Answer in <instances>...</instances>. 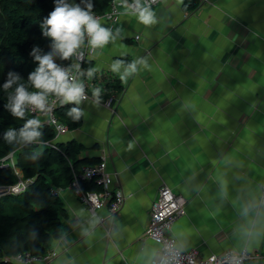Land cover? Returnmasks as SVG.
I'll return each mask as SVG.
<instances>
[{
  "label": "crops",
  "instance_id": "1",
  "mask_svg": "<svg viewBox=\"0 0 264 264\" xmlns=\"http://www.w3.org/2000/svg\"><path fill=\"white\" fill-rule=\"evenodd\" d=\"M184 1L150 9L152 25L126 11L100 23L110 36L87 61L92 98L67 102L83 123L58 142L83 147L80 168L105 156L126 202L114 219L107 207L93 217L62 190L64 230L46 264H154L160 246L146 232L163 185L188 200L171 231L179 248L264 256V0H203L193 12ZM134 61L147 67L121 81Z\"/></svg>",
  "mask_w": 264,
  "mask_h": 264
},
{
  "label": "trees",
  "instance_id": "2",
  "mask_svg": "<svg viewBox=\"0 0 264 264\" xmlns=\"http://www.w3.org/2000/svg\"><path fill=\"white\" fill-rule=\"evenodd\" d=\"M133 1V0H127ZM112 0H65V3L79 4L92 12L103 15L110 10ZM59 0H0V164L1 160L13 154L14 166L21 179L31 181L25 192L0 197V264H14L12 258L31 252L41 255L51 249V242L59 239L64 230L65 205L56 189H66L73 180L74 172L83 168L76 161L83 147L79 144L64 145L58 142L54 128L42 125L23 106V116L12 112L16 89L40 93L31 85L29 77L39 67L36 56L52 55L56 65L73 66V55L62 59L55 53L54 40L45 35L42 24L55 10ZM201 0H185L187 11L193 12ZM86 62L85 67L90 68ZM8 84L9 87L5 88ZM55 96L54 94H47ZM79 108L67 103L57 110V116L70 131L82 126L83 120L71 110ZM30 120L38 123L27 127V131L39 133L32 140L21 136ZM9 133H12L9 138ZM49 143V144H47ZM50 144L56 146L52 147ZM92 165L101 158L89 160ZM89 162V163H90ZM19 182L14 169L9 166L0 169V186H14ZM85 190L99 187L93 182L83 183Z\"/></svg>",
  "mask_w": 264,
  "mask_h": 264
},
{
  "label": "built area",
  "instance_id": "3",
  "mask_svg": "<svg viewBox=\"0 0 264 264\" xmlns=\"http://www.w3.org/2000/svg\"><path fill=\"white\" fill-rule=\"evenodd\" d=\"M163 0H141L143 6H149L150 9L159 5ZM203 1V0H201ZM135 0L127 1V5H134ZM85 10V9H82ZM88 11V10H85ZM126 12L135 14L133 8H125L122 0H112L110 10L99 15L95 12L90 14L95 19H98L100 23L102 21H108L115 23L119 17ZM138 40L139 37L137 36ZM89 37L87 34L84 36V43L80 49L73 54L74 64L57 65L62 70L71 69L72 75L78 77V82L84 85V97L81 102H86L91 99L89 88L94 85V80H85L84 76L88 77V69L85 67L86 62L94 52L88 44ZM79 65L78 69L74 67ZM89 79V78H88ZM62 97L48 96L45 98L44 109L36 108L34 105L25 103L24 108L35 117L42 125L50 126L56 131V138L68 133V127L60 121L57 116V110L60 109L66 103H60ZM113 100H107L104 104L112 108ZM49 144V143H47ZM56 148L55 145L50 144ZM11 166L14 169L15 175L19 178V182L14 186H0V197L4 195H18L25 192L27 186L31 181H25L21 179V175L18 169L14 166V156L10 154L2 160V168ZM108 159L104 156L101 161L94 165L83 167L79 173L74 172L73 180L67 187L74 195L80 199V201L88 207L90 214L96 216L98 210L102 208L108 209L109 216L114 219L123 209L126 197L121 190L115 176L108 171ZM93 182L99 188L95 190H85L83 183ZM64 190L62 188L54 190L55 194L60 195V192ZM260 203L264 206V186L262 188V194ZM188 200L183 196L175 194L170 187L163 185L160 188L158 199L154 202L149 218L148 230L146 237L153 240L160 246L159 254L154 264H264V256L259 252H250L249 250L234 251L228 250L220 255H209L207 257H201L196 250L184 251L177 246L176 240L173 238L171 231L172 227L187 214ZM104 220H100V224H103ZM55 250H49L41 255H34L31 252H25L18 254L12 258L14 264H31V263H43L46 264L57 257Z\"/></svg>",
  "mask_w": 264,
  "mask_h": 264
},
{
  "label": "clouds",
  "instance_id": "4",
  "mask_svg": "<svg viewBox=\"0 0 264 264\" xmlns=\"http://www.w3.org/2000/svg\"><path fill=\"white\" fill-rule=\"evenodd\" d=\"M125 8H133L137 20L143 25H152L155 21V14L150 10L149 6H143L141 0H135L134 5H127L126 0H122ZM147 4V0H145ZM88 11L82 10L79 4L65 3V0H59L55 10L52 11L49 17L42 24V28L47 29L45 35L54 40L53 48L55 53L61 54L62 59L70 58L77 52L84 43V36L89 37L88 44L91 48L103 47L109 40L110 32L100 26V21L95 19L91 13L92 5H87ZM40 62V67L31 74L29 80L31 85L40 89V93H31L25 91L23 87L16 89L14 97V105L12 112L16 116H23V105L25 103L34 105L41 110L45 106L46 95L51 93L63 99L60 103L75 102L80 103L84 97V85L78 82V77L72 75L71 69L62 70L53 62V56L44 55L36 56ZM137 63H142L147 67L144 61H134L129 64L120 76L121 81H125L128 74L135 72ZM122 66L121 61H116L111 65L113 72H118ZM78 69L79 65H75ZM98 71L95 68L89 69L87 75L89 78ZM9 87L8 84L5 88ZM100 94L99 88L92 89V95L98 97ZM75 113L80 115L76 108H73L69 115ZM38 123L35 120H30L25 130L21 132V136L26 140H32L39 135L36 131H27V127ZM12 133H9V138Z\"/></svg>",
  "mask_w": 264,
  "mask_h": 264
},
{
  "label": "rangeland",
  "instance_id": "5",
  "mask_svg": "<svg viewBox=\"0 0 264 264\" xmlns=\"http://www.w3.org/2000/svg\"><path fill=\"white\" fill-rule=\"evenodd\" d=\"M0 169H3V168H2V160H1V164H0ZM4 196H6V195H4Z\"/></svg>",
  "mask_w": 264,
  "mask_h": 264
}]
</instances>
